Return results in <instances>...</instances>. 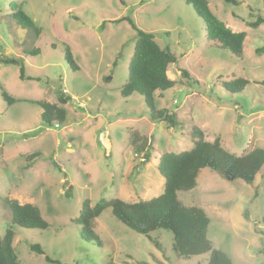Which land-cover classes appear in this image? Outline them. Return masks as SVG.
Instances as JSON below:
<instances>
[{
	"label": "rangeland",
	"instance_id": "rangeland-1",
	"mask_svg": "<svg viewBox=\"0 0 264 264\" xmlns=\"http://www.w3.org/2000/svg\"><path fill=\"white\" fill-rule=\"evenodd\" d=\"M206 1L227 27L245 31L242 57L209 44L202 20L185 0H0V57L21 58L26 77L19 78L18 66L0 63V86L12 97L57 103L66 111L63 121L47 126L40 106L7 105L0 93V238L11 227L20 262L207 264V253L177 255L168 230L147 237L116 219L110 208L92 221L100 244L83 239L74 222L85 199L94 205L160 194L158 158L190 149L192 126L207 140L218 136L235 154L264 148V52L257 50L264 47V24H248L264 17V0ZM11 2L33 20L38 35L12 18ZM123 17L176 53L167 74L180 82L155 92L154 100L158 108L173 110L179 125L150 121L140 94L120 95L135 36ZM180 68L190 80H182ZM237 77L248 80L242 91L224 90L223 82ZM60 92L72 100L61 104ZM177 195L184 205L204 210L208 239L232 264H264V168L252 183L202 168L196 186ZM4 198L36 205L48 227L13 225ZM33 243L44 253L33 252Z\"/></svg>",
	"mask_w": 264,
	"mask_h": 264
},
{
	"label": "trees",
	"instance_id": "trees-1",
	"mask_svg": "<svg viewBox=\"0 0 264 264\" xmlns=\"http://www.w3.org/2000/svg\"><path fill=\"white\" fill-rule=\"evenodd\" d=\"M236 3L237 0H224ZM203 22L205 39L209 44L226 49L237 57H242L245 31H233L227 27L209 9L206 0H185ZM11 16L22 27L32 30L38 35L39 28L33 20L22 11L14 2L9 4ZM127 20L135 31L134 45L127 65V77L120 87V95L129 97L138 93L143 97L148 110L150 121H164L169 127L179 125L176 113L168 108H158L154 100L155 92H163L174 87L179 80L168 76V67L176 64L178 57L168 47H160L154 39V34L136 27L128 17ZM251 27L264 24V17L258 16L248 23ZM264 52V47L258 51ZM28 52V51H27ZM30 50L28 53H36ZM66 59L71 68L78 67L74 63L69 50H65ZM0 63L16 65L19 69V78L24 80L25 66L21 58L4 56ZM182 80H190V73L180 68ZM248 80L242 77L223 82L224 90L230 93H239ZM0 93L7 105L18 101H27L42 108L40 118L47 126L54 121L65 119L66 111L63 106L45 100H28L10 96L1 86ZM58 101L66 103L72 98L65 92L58 94ZM56 122V123H57ZM55 123V124H56ZM54 124V125H55ZM193 145L188 150L178 152H163L157 162V170L164 178L163 191L150 199L126 202L120 198L101 199L94 205L85 199L80 212L74 222L80 226V235L87 241L100 244L99 238L92 228V221L103 210L110 208L116 219L137 233L149 236V232L157 229L168 230L172 235V250L181 257H190L207 253V264H232L231 258L223 251L215 248L207 237L209 217L204 210L197 206L184 205L178 199V191H187L196 186V177L202 168H210L220 173H230L247 183L254 181L255 175L264 168V148L255 147L245 154H235L226 150L217 136L207 140L204 132L197 126H192ZM30 156H37L36 153ZM147 157V156H146ZM28 166V165H27ZM4 204L10 211L11 223L26 229H45L48 222L43 218L39 208L31 203L20 204L16 199L4 198ZM14 232L7 228L0 238V264H26L18 260L12 244ZM30 249L43 254L39 244L29 245ZM44 259L53 263H60L45 255Z\"/></svg>",
	"mask_w": 264,
	"mask_h": 264
},
{
	"label": "water",
	"instance_id": "water-1",
	"mask_svg": "<svg viewBox=\"0 0 264 264\" xmlns=\"http://www.w3.org/2000/svg\"><path fill=\"white\" fill-rule=\"evenodd\" d=\"M225 174H226V176H227L229 179L234 178V176H233L232 174H229V173H225Z\"/></svg>",
	"mask_w": 264,
	"mask_h": 264
},
{
	"label": "clouds",
	"instance_id": "clouds-1",
	"mask_svg": "<svg viewBox=\"0 0 264 264\" xmlns=\"http://www.w3.org/2000/svg\"><path fill=\"white\" fill-rule=\"evenodd\" d=\"M56 125V124H55Z\"/></svg>",
	"mask_w": 264,
	"mask_h": 264
}]
</instances>
